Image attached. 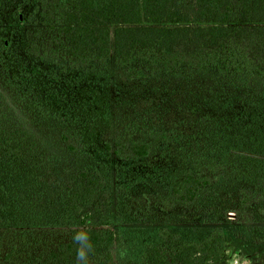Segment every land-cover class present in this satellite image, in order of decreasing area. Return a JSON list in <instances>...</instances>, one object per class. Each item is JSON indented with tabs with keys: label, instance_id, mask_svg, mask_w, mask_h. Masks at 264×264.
Listing matches in <instances>:
<instances>
[{
	"label": "rangeland",
	"instance_id": "1",
	"mask_svg": "<svg viewBox=\"0 0 264 264\" xmlns=\"http://www.w3.org/2000/svg\"><path fill=\"white\" fill-rule=\"evenodd\" d=\"M35 5L36 0H0V87L3 75L14 83L6 87L8 103L0 100L3 126L15 138L38 142L37 150L21 156L0 150V264H30L67 238L70 227L59 222V198L64 179L82 167L100 172L109 190L111 227L123 242L112 248L115 264H140L162 227L181 240L201 239L219 227L226 264H264V200L250 208L251 222H236L232 212L243 184L240 173L227 168L189 205L169 193L203 145L216 146L220 156L240 153L234 138L248 136L240 133L237 117L249 89L215 70L185 67L133 79L112 59L71 68L43 47L27 57ZM20 64L28 67L27 76L19 75ZM254 86L264 87V81ZM63 129L78 139L75 151L61 141ZM151 130H168L173 140L154 142ZM117 138L146 139L150 150L121 159L114 152Z\"/></svg>",
	"mask_w": 264,
	"mask_h": 264
},
{
	"label": "trees",
	"instance_id": "2",
	"mask_svg": "<svg viewBox=\"0 0 264 264\" xmlns=\"http://www.w3.org/2000/svg\"><path fill=\"white\" fill-rule=\"evenodd\" d=\"M30 20L27 57L37 56L43 47L71 68L106 65L112 59L133 79L175 74L185 67L215 70L236 87L249 89L237 117L240 133L248 136L234 138L240 153L220 156L216 146L203 145L173 179L169 193L189 205L201 188L232 168L243 176L232 208L235 221H252L250 208L264 200V87L254 86L264 81V0H36ZM28 70L20 64L19 75L27 76ZM3 80L4 106L11 91L6 87L14 83L8 75ZM5 112L0 110V150L17 156L37 150L38 142L15 138L16 132L3 126ZM149 136L154 142L173 140L168 130H151ZM60 139L69 151L79 145L67 129L61 130ZM113 146L121 159L150 150L143 138H117ZM59 201V222L70 227L68 236L54 249L33 256L30 264H77L78 245L72 239L77 231L87 232L92 245L87 264H115L112 248L123 242L111 227L110 193L102 174L85 167L73 170L64 179ZM157 234L159 241L147 246L140 264H226L219 227L198 240H181L165 227Z\"/></svg>",
	"mask_w": 264,
	"mask_h": 264
},
{
	"label": "clouds",
	"instance_id": "3",
	"mask_svg": "<svg viewBox=\"0 0 264 264\" xmlns=\"http://www.w3.org/2000/svg\"><path fill=\"white\" fill-rule=\"evenodd\" d=\"M72 239L78 245L76 250L77 264H87V255L92 248L88 233L84 231H77L72 236Z\"/></svg>",
	"mask_w": 264,
	"mask_h": 264
}]
</instances>
